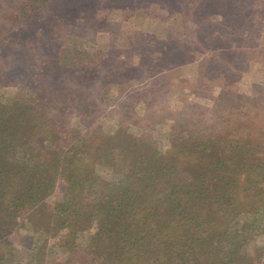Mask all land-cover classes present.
<instances>
[{"label": "trees", "instance_id": "obj_1", "mask_svg": "<svg viewBox=\"0 0 264 264\" xmlns=\"http://www.w3.org/2000/svg\"><path fill=\"white\" fill-rule=\"evenodd\" d=\"M29 3L39 9V0ZM32 12L22 17L30 19ZM13 38L2 39L5 47ZM30 39L26 43L35 48ZM29 54L41 58L35 69L44 68V54ZM5 85L0 84V264L264 263L255 243L264 235V126L254 117L207 131L183 118L168 126L66 130L74 117V86L49 99L32 88ZM21 95L24 102L16 103ZM92 114L101 116L98 110L87 116ZM164 127L166 146L159 137ZM185 162L201 165L204 173L172 179ZM160 184L163 191L154 190ZM20 230L33 235L24 253L5 240Z\"/></svg>", "mask_w": 264, "mask_h": 264}, {"label": "rangeland", "instance_id": "obj_2", "mask_svg": "<svg viewBox=\"0 0 264 264\" xmlns=\"http://www.w3.org/2000/svg\"><path fill=\"white\" fill-rule=\"evenodd\" d=\"M27 2L0 0V84L49 99L74 86L66 130L168 126L183 118L207 131L242 123L245 115L264 126V0H39L38 10ZM31 11L30 19L22 17ZM9 38L12 46L5 47L2 39ZM32 49L45 55L44 68L33 67L41 58H30ZM109 82L126 85L101 88ZM97 110L101 116H87ZM164 128L159 137L166 146ZM203 173L185 162L171 178ZM256 238L264 258V235ZM5 240L23 253L33 245L29 231Z\"/></svg>", "mask_w": 264, "mask_h": 264}]
</instances>
